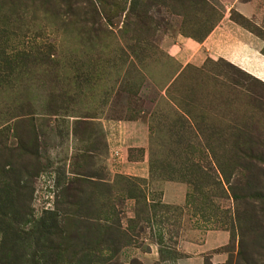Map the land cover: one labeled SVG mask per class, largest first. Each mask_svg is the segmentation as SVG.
I'll return each instance as SVG.
<instances>
[{"label":"rangeland","instance_id":"rangeland-1","mask_svg":"<svg viewBox=\"0 0 264 264\" xmlns=\"http://www.w3.org/2000/svg\"><path fill=\"white\" fill-rule=\"evenodd\" d=\"M242 1L0 0V264H264V81L186 45Z\"/></svg>","mask_w":264,"mask_h":264},{"label":"crops","instance_id":"crops-1","mask_svg":"<svg viewBox=\"0 0 264 264\" xmlns=\"http://www.w3.org/2000/svg\"><path fill=\"white\" fill-rule=\"evenodd\" d=\"M232 4V9L234 8L246 18L253 17L254 2L232 0ZM228 17L227 13L204 42L199 44L188 41L186 42L187 47L211 53L216 52L217 49L220 51V54L217 53L218 57L232 61L243 70L264 81V42L258 36L229 20ZM116 154L119 155V152ZM126 156L122 155V163L126 161L128 165L136 166L137 163L130 162ZM132 166L126 167L123 164L121 171L125 173L124 171L131 169ZM144 175L146 176V173Z\"/></svg>","mask_w":264,"mask_h":264},{"label":"trees","instance_id":"trees-1","mask_svg":"<svg viewBox=\"0 0 264 264\" xmlns=\"http://www.w3.org/2000/svg\"><path fill=\"white\" fill-rule=\"evenodd\" d=\"M240 16L238 18H234L233 21L236 22L237 24H239L240 26L242 27H245V23L247 22L246 21V18L245 17H241L240 19ZM214 30V29H213ZM213 30H211L205 37H204V40L202 42H204L208 37L209 35L213 32ZM251 32V31H250ZM252 33V32H251ZM257 36V35H256ZM264 54V52H263ZM51 235V234H50Z\"/></svg>","mask_w":264,"mask_h":264}]
</instances>
